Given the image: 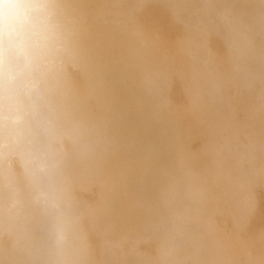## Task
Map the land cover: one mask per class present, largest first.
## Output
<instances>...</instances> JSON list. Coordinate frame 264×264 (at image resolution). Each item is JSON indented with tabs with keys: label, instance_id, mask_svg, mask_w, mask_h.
Returning <instances> with one entry per match:
<instances>
[{
	"label": "bare ground",
	"instance_id": "1",
	"mask_svg": "<svg viewBox=\"0 0 264 264\" xmlns=\"http://www.w3.org/2000/svg\"><path fill=\"white\" fill-rule=\"evenodd\" d=\"M47 2L54 76L0 96V264H264V0Z\"/></svg>",
	"mask_w": 264,
	"mask_h": 264
},
{
	"label": "clouds",
	"instance_id": "2",
	"mask_svg": "<svg viewBox=\"0 0 264 264\" xmlns=\"http://www.w3.org/2000/svg\"><path fill=\"white\" fill-rule=\"evenodd\" d=\"M47 0H0V96L39 93L61 52Z\"/></svg>",
	"mask_w": 264,
	"mask_h": 264
},
{
	"label": "rangeland",
	"instance_id": "3",
	"mask_svg": "<svg viewBox=\"0 0 264 264\" xmlns=\"http://www.w3.org/2000/svg\"><path fill=\"white\" fill-rule=\"evenodd\" d=\"M161 31H164L166 32V29L165 27L161 29ZM259 195L262 196V197H259V206H260V209H259V213H256V217H259L260 218V221H262V223L259 221L257 226L260 224V225H264V192H259ZM261 204V205H260Z\"/></svg>",
	"mask_w": 264,
	"mask_h": 264
}]
</instances>
